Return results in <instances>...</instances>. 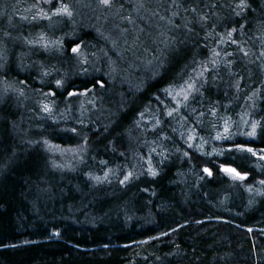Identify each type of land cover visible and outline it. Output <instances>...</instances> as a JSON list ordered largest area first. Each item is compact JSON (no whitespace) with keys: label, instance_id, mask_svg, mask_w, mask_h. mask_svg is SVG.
I'll return each instance as SVG.
<instances>
[{"label":"trees","instance_id":"obj_1","mask_svg":"<svg viewBox=\"0 0 264 264\" xmlns=\"http://www.w3.org/2000/svg\"><path fill=\"white\" fill-rule=\"evenodd\" d=\"M87 1L0 0V264H264V0ZM130 19L173 41L159 71L119 63Z\"/></svg>","mask_w":264,"mask_h":264},{"label":"rangeland","instance_id":"obj_2","mask_svg":"<svg viewBox=\"0 0 264 264\" xmlns=\"http://www.w3.org/2000/svg\"><path fill=\"white\" fill-rule=\"evenodd\" d=\"M140 1L146 3L144 4V6H149L152 5V3H154L153 0H140ZM117 2H118L117 0H113V6H115ZM86 4L87 7L94 8L95 10H97L98 14H101V12L106 10V8L103 7V5L100 3V0H88ZM123 13H124L123 11H119L116 14V16H120ZM108 19H113V17L108 16ZM104 20H106V18ZM132 23L133 21L131 19L127 22L128 30L118 28L117 26V32L120 33L121 36L115 42L113 49L115 50V53L119 58L118 59L119 63H121L124 66H129L128 69L137 68L138 70H140L139 67L143 68L145 66L149 67V65H151V61L150 62L148 61L152 59L154 52L156 55L154 56L155 62L150 66V69L159 71L161 67L164 66L163 64L166 61V53L173 51L174 49L173 41L169 43L167 41L165 42L164 40L167 39L163 37H161V39L157 37H150L148 31L137 28V25H135L136 28L132 29ZM141 62L145 63V65H143ZM121 71H122L121 67L117 65L116 72L120 73ZM125 77H126L125 80L130 79L131 81H134L132 78H130L131 76L128 71H126ZM178 90L179 88L174 87L173 94H175V91ZM167 98L171 100L170 102L171 108L176 109L178 107L177 103H175L172 100V98L168 95ZM178 99H181L182 102V98H178ZM223 173L228 177L233 178L231 174L225 172Z\"/></svg>","mask_w":264,"mask_h":264},{"label":"snow or ice","instance_id":"obj_3","mask_svg":"<svg viewBox=\"0 0 264 264\" xmlns=\"http://www.w3.org/2000/svg\"><path fill=\"white\" fill-rule=\"evenodd\" d=\"M46 2H49V0H46ZM100 3L104 6H110L111 4V0H100ZM174 3H175V0H174ZM142 6V5H141ZM248 5L245 3V0H241L240 4L237 5V7L243 9L245 7H247ZM54 15H66L68 17H71L72 16V12L71 10L69 9L68 6L66 5H61V7L59 9H57V11L54 13ZM173 15H175V13H173ZM237 15H239V13H237ZM44 18H47L46 14H43ZM201 19H204L203 17H201ZM171 22V21H169ZM229 35H231V33H229ZM40 41H41V46L44 47V48H47L49 45L48 43L45 41L44 37L41 36L40 37ZM79 48L80 46L79 45H76L72 51L73 53H78L79 51ZM213 55L214 56H218L219 53H216V52H213ZM262 56H264V52L261 53ZM205 71L207 69H204ZM203 75V72H201L196 79H199V76H202ZM56 84L57 86H61V81H56ZM168 96H170L172 98V100L177 103L178 107L176 109H173L172 111H169L167 113L168 116H172L173 115V112L174 111H178L179 110V107L180 106H186V104H181V99H178V98H182V101L186 102L189 100L191 94L195 91H198V89L196 88V81L192 78V77H189L188 80H186L184 82V84L180 85L179 86V90L178 91H175V94L174 93V86H170L169 88L167 89H164L163 90ZM76 93H69V95H75ZM43 111L45 112H50L51 109L47 106V105H44L43 106ZM141 116H143V113L140 114ZM229 119L230 118H225L224 120V125H225V128H224V134H220L218 133L217 136L215 137L216 140H226V139H232L233 138V134L230 132V127H229ZM160 122L157 121V125L159 124ZM245 123H247L245 121ZM260 126V122L259 121H256L252 124V130L245 133V132H240L239 135H242V136H247L248 138H255L256 136V129L257 127ZM195 139V136L194 135H189L188 137V140L191 141ZM45 143L47 144V141H45ZM188 147L191 148L193 147V145L191 143L188 144ZM201 148L203 147V145L200 146ZM154 151V149H153ZM227 151L229 152H248L250 153L252 156H256L257 153L256 151L251 148V147H244L242 144L240 143H237L236 144V147L235 149H228ZM261 151H264V150H261ZM213 153H215L216 155H222L223 152H217L215 149H213ZM201 154H206V155H212V153H201ZM185 155L187 156L188 154L185 153ZM261 160H264V155H261L259 157ZM148 164H149V167L147 169L148 173L155 177L156 175H158V173L156 172V170L154 168L151 167V160L149 159L148 161ZM56 167H59V165H55ZM221 171L225 172V173H228V174H231L232 177L234 179H238V180H244L246 179V176L245 175H241L238 171H236V169L234 168H230V167H225L224 165H221ZM204 172L206 174H208L209 176L212 175L211 171L208 169V168H205L204 169ZM107 175V174H106ZM133 176V173L132 172H129L127 173L125 176H124V179L120 181L121 184H124L126 181L130 180ZM97 180H99V178L97 177L96 178ZM261 184H264V181H260Z\"/></svg>","mask_w":264,"mask_h":264},{"label":"water","instance_id":"obj_4","mask_svg":"<svg viewBox=\"0 0 264 264\" xmlns=\"http://www.w3.org/2000/svg\"><path fill=\"white\" fill-rule=\"evenodd\" d=\"M225 167H229V166H225ZM230 168H233V167H230ZM242 175V174H241Z\"/></svg>","mask_w":264,"mask_h":264}]
</instances>
